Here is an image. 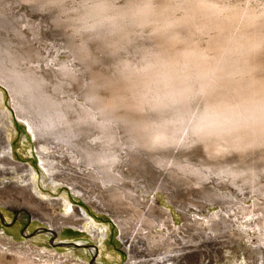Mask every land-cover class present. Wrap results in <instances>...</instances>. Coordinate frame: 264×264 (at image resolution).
Masks as SVG:
<instances>
[{"label":"rangeland","instance_id":"obj_1","mask_svg":"<svg viewBox=\"0 0 264 264\" xmlns=\"http://www.w3.org/2000/svg\"><path fill=\"white\" fill-rule=\"evenodd\" d=\"M206 1L233 15L232 27L219 35L225 48L239 34L235 23L249 13L264 33V0ZM148 2L159 9L185 0H0V161L6 162L0 163V264H20L25 256L36 264L152 258L195 264L199 253L203 264H264V140L226 150L211 136L209 146L210 135L193 127L213 102L198 82L187 100L154 101L139 82L170 33L202 49L216 34L188 25L163 33L140 26L132 12ZM183 14L178 9L172 16ZM183 48L178 43L172 51ZM255 59L264 65V47ZM259 72L264 81V68ZM110 101L118 104L108 107ZM18 114L42 134L33 137ZM159 126L170 138L149 142ZM21 187L43 209L53 203L64 220L77 215V224L53 230L23 205ZM130 195L139 206L134 233L113 207L131 202ZM150 209L157 217L151 232L162 239L140 231L137 247L146 250L129 255L125 242L140 229L137 216Z\"/></svg>","mask_w":264,"mask_h":264},{"label":"bare ground","instance_id":"obj_2","mask_svg":"<svg viewBox=\"0 0 264 264\" xmlns=\"http://www.w3.org/2000/svg\"><path fill=\"white\" fill-rule=\"evenodd\" d=\"M178 9L182 10L184 13L180 18L172 16V13ZM132 13L133 16L137 18L136 21L138 25L146 26L150 24L154 30L159 33L166 31L172 32L176 26L188 25L190 29L195 30L194 32H212L216 34V36L210 41L209 45L205 49H202L193 41L194 39L190 37L185 38L186 36L182 38L180 37L181 35H177L176 32L174 34L170 33L162 51L157 53L154 57V61L146 66L143 79L141 78L142 81L139 82L140 84L142 82L144 87L147 86V91L152 92V95L155 98L154 101H181L186 99L194 92L193 84L198 82L200 83V86L198 85L200 91L204 92V94L206 93L207 101L213 102L208 104L204 111V115L201 116L200 114L199 118H197L193 125L195 131L199 132V134L201 133L200 135L205 138L209 135L210 137L214 136L218 138V140H216L218 141L219 146H221L222 149L227 148L226 150L229 148H236L238 150L242 149L240 151H243L245 147L252 145L255 146V144L260 143L262 139L264 140V81L261 80L260 77H256L257 73L264 68V65L262 66V64L258 63L255 59L257 51H260V49L264 47V33H261V31L257 30L255 27V14L249 13L245 15L246 18H244V20L242 19L241 22L238 21L235 23H238L239 25V34L235 39L232 38V43L229 44V47L225 48L219 39V35L222 33L224 34L226 30H228L227 28L230 29V25H233L234 23V18L226 8H222L217 4H211L206 0H185L182 5H176V7L168 5L159 9H154L151 3L148 2L141 7H136ZM172 28L174 29L171 30ZM190 36L192 37V34ZM178 43H182L184 48L180 51H172V48ZM225 50L226 54L224 57H221V54ZM4 99L5 94L3 91H0V104ZM113 101L107 103V106L114 107L117 102L115 103ZM12 105L13 107H16L17 105L14 103V100H12ZM17 118L22 123L26 124L33 137L38 136L40 132L42 134L39 127L36 126L27 116L18 114ZM7 119H10V113L7 114ZM9 123L11 124L12 122H6L5 126L9 127ZM153 130L154 131L151 132L149 136V142L153 140L167 142L170 138H168L169 132L167 133L162 126L156 127ZM210 137H207L208 139L206 141L209 146V141L212 139V137ZM205 138L204 140H206ZM219 140L222 141L223 144ZM46 159L47 158H42L41 161H46ZM0 163L5 164L6 162L5 160H1ZM148 169L154 172L151 167ZM14 170L16 173L20 172L17 168ZM0 174L5 175L3 170L0 171ZM8 188H5L1 193L7 195V191H9ZM120 189L121 188L118 187V191ZM19 191L20 192L18 193L20 196L27 198L23 205L32 208L34 210L32 213L35 217L45 218L48 225L53 230H56L59 225L63 227L66 224H77V215H73L68 220H64L56 214L53 203H46L47 208L43 209L40 207L42 201L34 199L30 190L27 191L26 188L21 187L19 188ZM114 191L116 192L117 190ZM116 193L112 194L115 195ZM126 199H129L131 202L123 204L117 203L113 207L121 213L126 214L123 226L127 227V230H132L134 233L136 230L132 228V225L139 206L138 202L132 195L128 198L126 197ZM137 217L139 218V224L141 223L137 235L135 237L133 235L127 240L124 239L126 240L125 246L129 255L133 253L134 249H138L140 252L146 250V248L142 249L137 247L139 241L137 236H139L138 233L140 231H147L146 235H143L144 232L143 234L141 233L143 235L142 237L150 239L151 241L162 239L161 236L154 235L151 232L155 222H157V217L153 214L151 209L146 213L141 211V214ZM195 222L198 224L199 221L194 220V223ZM163 224L164 221H160V226ZM128 227H130V229ZM124 231H126V229ZM178 254L179 252L177 253V256ZM25 257L27 261L25 258V262L21 259L22 262L20 261V264L35 263L33 260L28 261L27 256ZM179 257L180 254L178 258ZM169 258L171 259V257ZM198 258L199 260L195 264H203L200 253ZM175 260L176 264H178L177 262L179 260ZM166 263L167 261L160 259L153 260L152 258L151 260H146L142 264ZM49 264L58 263L51 261ZM128 264L135 263L129 261Z\"/></svg>","mask_w":264,"mask_h":264}]
</instances>
